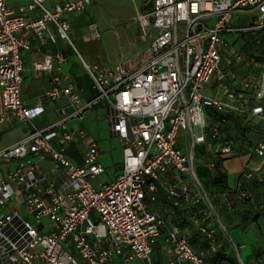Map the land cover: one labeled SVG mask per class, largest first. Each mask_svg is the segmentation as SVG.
I'll list each match as a JSON object with an SVG mask.
<instances>
[{
    "label": "built area",
    "instance_id": "built-area-1",
    "mask_svg": "<svg viewBox=\"0 0 264 264\" xmlns=\"http://www.w3.org/2000/svg\"><path fill=\"white\" fill-rule=\"evenodd\" d=\"M44 1L29 0L15 11L8 0H0V123L14 118L31 122L44 111L42 105L26 106L21 98V51L30 45L18 33L28 30L43 41L63 39L73 45L65 16L85 11L93 2H63L50 10ZM147 5L150 11L138 17L142 33L151 38L145 54L115 70L80 56L97 95L85 102L73 83L59 87L60 79L55 78L57 85L45 99L66 96L73 111L62 109L59 121L43 129L33 127L15 145L0 150V161L18 163L14 171L0 172V264H112L116 259L153 264L151 255L165 219L150 211L146 200L155 201L159 187L176 208L203 202L193 213L194 225L212 241L211 251L220 253L216 228L227 234L228 229L198 175L196 148L211 138L216 160L240 154L236 140L211 122L207 110L214 109L261 119L262 138L251 156L264 158V68L256 81L243 80L236 87L221 69L223 50L230 47L222 35L260 27L256 23H264V0H148ZM251 11L258 13L253 26H232L234 13ZM100 38L97 26L90 25L84 41ZM245 59L237 55V61ZM64 60L47 55L33 69L52 72L55 61ZM211 89L214 95L206 93ZM101 103L110 130L122 139L123 166L113 181L97 189L92 181L105 172L101 147L84 128L69 129L67 124ZM181 132L189 134L187 153L177 147ZM75 142L85 144L80 164L67 155V146ZM31 155L37 160L26 163ZM47 157L54 163L53 175L39 173V161ZM204 166L214 171L218 164L208 160ZM242 177L264 180L251 169ZM234 190L240 202L252 198L241 181ZM227 205L233 208L230 202ZM166 240L175 256L167 264H207L178 226H171ZM220 258L226 263L228 255L221 253Z\"/></svg>",
    "mask_w": 264,
    "mask_h": 264
},
{
    "label": "crops",
    "instance_id": "crops-1",
    "mask_svg": "<svg viewBox=\"0 0 264 264\" xmlns=\"http://www.w3.org/2000/svg\"><path fill=\"white\" fill-rule=\"evenodd\" d=\"M73 1L76 0H45L44 5L48 9L53 10L55 6L58 4H61L63 2H73ZM94 1L95 0H93V2L88 6V8L85 11L66 14L65 16L67 21L70 23L71 26L70 31L72 30L76 22H83L82 27H84L85 29V34L83 35L82 38L83 41H84V36L89 33L90 25L95 24L98 30L100 31L98 23L89 19L90 12H92V9L94 8V3H95ZM28 3L29 0H8L9 7H11L15 11H18L20 6L27 5ZM142 8L143 7L139 5V2L134 0L135 10L131 16V18H133L131 22L135 20L137 13L141 11ZM37 13L38 11L31 12L29 13V17H33ZM104 14L105 12L102 10V12H100V16L103 17V19H105ZM101 22H104V20H101ZM137 23L139 26V36H141L143 40L149 42L147 47L148 50L150 46L151 38L145 36L142 33L140 22L137 21ZM51 28L54 32L56 31L55 26L51 25ZM18 37L21 40L28 41L30 45L29 49H22L21 51L23 57V64H24V72H23L24 82L21 89V98L26 106L35 107L38 105H42L44 107V111L40 116L36 117L31 122H22L14 118L11 121L0 123V150L15 145L33 127H37L38 129H43L49 126L50 124L59 121L61 119L60 111L62 109L73 111V108L69 107V101L66 96H61L60 98H56V99H45V95L48 92L52 91L53 88L57 85V83L54 81L55 78L60 79V83L58 84L59 87L66 85L68 82L73 83L77 89L78 94L85 102L93 99L97 95V91L93 86V81L89 76L88 72L86 71V69L84 68V66L82 65L80 56L83 57L85 60L87 59L86 61L89 63L98 64L104 68H110L108 66L102 65V63L98 61L97 57L94 54H91L90 51L88 50L86 51L87 54L82 56L75 47L73 40H71L73 45L69 41L63 39H58L56 42H52L50 40L43 41L39 39L36 35H34L31 31L28 30L20 31L18 33ZM101 38H102V33H101ZM100 39L93 40L91 42L99 41ZM84 42L90 43L86 41ZM76 52L78 53L79 56L76 55L77 54ZM234 54L235 51L233 50L230 52H226L225 50H223L224 58L228 59L227 60L228 70L225 72L229 74L230 86L236 87L243 80L256 81L260 75L261 70L264 68V59L261 61L258 60V62L255 61L251 62L249 55L245 53H239L246 56L245 60L239 62L237 61V58L235 59L233 58ZM47 55H53V56L61 55L65 58V60L62 63L55 61L54 70L52 72L35 71L33 69L34 63L37 61L44 60V58ZM0 109H1V101H0ZM92 109L96 110L97 113H99L98 111L101 109L106 110L105 105L103 103L95 106ZM85 113L81 119H75L70 121L67 124L69 129L75 128L73 126L75 124L80 125L81 128L85 129L91 122V117L90 118L87 117V114ZM233 115L238 116L237 114H233ZM247 118L249 117H242L243 122L247 121ZM99 119L107 120V111L104 112L102 116H99ZM211 122L215 124L214 120L213 121L211 120ZM108 129L110 134L118 139L120 152L123 158L122 139L118 135L114 134L109 127ZM209 139L212 140L211 138ZM236 142L238 149L240 150V154L237 158L230 159L229 163L216 160L213 153H212L213 156L206 159V161L214 160L218 164V167L213 172L204 166L205 169L211 172L212 175V178H210L209 181V185L211 186L212 192L209 193L212 195V198L218 205V208H220L221 210L225 206L228 209L236 210L235 204L243 206L242 208L244 209L241 208L242 209L241 214H237V217L235 216L234 218L243 221L244 216H251L252 220H254L255 218L258 219L257 223L259 222L264 223V180L263 182H260L257 179L247 180L242 177V173L246 169H251L254 170L255 172L264 175V158H253L251 156L252 153L249 152V150L248 152L247 151L244 152V149L241 146L240 142L237 140ZM84 149H85V144L83 142L71 143L67 146V155L73 162L80 164L81 155ZM103 154H104V150L101 147V156ZM29 160H37V158L31 155L25 160V162L28 163ZM198 161L202 162L201 159H198ZM39 165H40L39 167L40 174L53 175L54 163L51 160V158L47 157L43 160H40ZM122 166H123V159H122V163L120 164V172L122 171ZM17 167H18V163L15 161L8 163L0 161V172L4 175L8 174L11 171H14ZM117 175L114 176L111 181H113L117 177ZM215 180H217L218 182L217 184L214 182ZM240 181L243 183L245 188L251 191L253 195L251 202H248L246 204L240 202L237 199L234 190L236 184ZM163 191L164 190L161 187H159L158 191L156 192V200L151 201L150 199H147L146 205L150 211L158 213L165 219V226L162 229V235L159 237L157 244L154 247V249L157 248L160 251L164 250L169 253L170 258L165 264L175 259L172 250V245L169 242H167L166 235L169 232L171 226H173L170 222L172 220V217L175 219L176 216L177 217L180 216L182 220H185L187 218L188 223L190 224L191 227L182 228L180 230V234L190 239L192 245L203 255L207 264L210 263L229 264L228 263L229 257L226 263L223 262L220 258L221 253L227 254L225 252V248L227 246L225 240L221 241V239L218 238L219 243L222 245L220 249L221 251L220 253L214 254V252L211 251V247L213 245L212 241L209 238H207L205 235L201 234L194 225V219L192 216L193 213L196 212V210H194L195 206H197L199 203L192 207L183 206L182 208H176L173 206L171 200L167 197L165 191L164 192ZM255 201H258V204L260 205V207H262L263 212L257 207ZM228 202L232 204L233 208H230L227 205ZM200 205H203V202H200L198 207ZM244 206H246V208ZM19 209L24 211L23 207L22 208L19 207ZM180 217H178V219ZM254 222L255 221L251 223ZM192 226H194L193 229ZM151 258L153 264H156L155 261L157 257L154 258L155 261L153 260L152 255ZM144 263L146 262L142 259H135L134 261L129 263H124L120 259H116L112 262V264H144ZM256 264H264V258L259 257L258 262H256Z\"/></svg>",
    "mask_w": 264,
    "mask_h": 264
},
{
    "label": "rangeland",
    "instance_id": "rangeland-1",
    "mask_svg": "<svg viewBox=\"0 0 264 264\" xmlns=\"http://www.w3.org/2000/svg\"><path fill=\"white\" fill-rule=\"evenodd\" d=\"M136 1L139 2V5L143 8L137 13L135 20L131 22L133 19L131 16L135 10L134 0H95L94 8L92 9V12H90L89 19L98 23L102 38L99 41L85 43L82 39L85 34V29L82 27L83 22H76L72 30L69 32V36L71 40H73L79 53L83 56L87 54L86 51L88 50L91 54H94L97 57L102 65L113 68V70H115L118 65L133 61L136 57L145 54L149 42L143 40L141 36H139V26L137 21L140 15L146 14L150 11V7L147 5L148 0ZM102 10L105 12V19L100 16ZM257 14L256 11L236 12L233 15L232 26L240 29L253 26V21ZM101 20H104V22H101ZM215 21L216 19L213 18L210 20V23L214 24ZM256 25L260 27L246 32L222 35L223 39L227 41L230 46L225 49V51H235L233 56L234 59L237 58L239 53L249 55V57L253 58L255 62L264 59V23L261 24V22H257ZM76 55L79 56L78 53ZM227 60V58H224L221 63V69L223 71L228 70ZM214 83L215 79L213 78L212 84ZM206 93L214 95L215 90H207ZM98 112L99 113L93 109L86 111L85 114H87V117H91V122L85 129L98 141L104 150L100 162L106 170L103 174L99 175L92 181L94 187L100 189L102 184L111 181L113 177L120 172V164L122 163L123 158L120 152L118 139L113 137L109 132L108 120L99 119V116H102L106 110L101 109ZM223 115L229 116L223 118L221 122L216 124L221 132L225 136L239 141L244 152H248V150L251 152L252 145L242 139L240 132L242 128H244L243 130H246L248 135L254 136L257 133H261L263 121L259 118L249 117L247 118V121L243 122L239 116H234L233 114ZM73 126L75 128H80V125L77 124ZM189 140V134L185 132L180 133L177 147H179L184 153L189 151ZM213 147L214 141L208 139L206 144L199 145L196 148L198 159L202 160V162H197L198 172L208 192H212L211 186L209 185L212 175L211 172L205 169L204 162L207 158L213 156ZM229 161L230 159L224 160L225 163H229ZM251 200L252 198L243 203L246 204L251 202ZM255 204L263 212L258 201H255ZM198 205L195 206L194 210L197 211L203 206L200 205L198 207ZM235 207L236 210L228 209L226 206L223 207L222 210L218 208L221 219L228 229V234L216 226V236L217 238H220L221 241L225 240L227 244L225 252L228 254L229 264H256L259 257L264 258V223H257L258 219L255 218L252 220L251 216H244L243 221L234 218L235 216L237 217V214H241V210L244 209L241 205L235 204ZM244 207L246 208V206ZM12 209L13 208L5 210V213H9ZM178 217L176 216L175 219L172 217V220L170 221L172 225L178 226L180 230L184 227H191L187 218L182 220L181 217L179 219ZM96 218L97 214L93 212L92 219L96 220ZM31 219L32 218L30 217V220ZM253 221L255 222L251 223ZM193 228L194 226H192V229ZM152 257L154 261V258L157 257L155 261L156 264H165L170 258L167 251H160L157 248L154 249Z\"/></svg>",
    "mask_w": 264,
    "mask_h": 264
},
{
    "label": "trees",
    "instance_id": "trees-1",
    "mask_svg": "<svg viewBox=\"0 0 264 264\" xmlns=\"http://www.w3.org/2000/svg\"><path fill=\"white\" fill-rule=\"evenodd\" d=\"M207 114L211 118L212 121L213 120L215 121V124H217L218 122H221L223 120V118H227L229 116V115L228 116L223 115L222 113H219L218 111H216L214 109L207 110ZM241 119H242V117H241ZM243 129L244 128H242V130L240 132L242 139L252 146L256 145V143L262 138V132L257 133L254 136H252V135H248L246 130H243ZM198 175H199V172H198ZM199 177H200V175H199ZM214 182L216 184L218 183L217 180H215Z\"/></svg>",
    "mask_w": 264,
    "mask_h": 264
}]
</instances>
